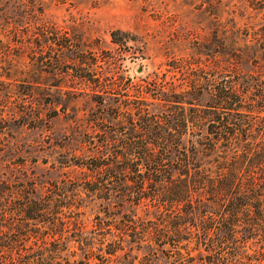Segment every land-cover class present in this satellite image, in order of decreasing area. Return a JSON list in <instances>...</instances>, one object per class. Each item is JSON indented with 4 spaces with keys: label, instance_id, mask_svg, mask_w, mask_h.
Masks as SVG:
<instances>
[{
    "label": "trees",
    "instance_id": "obj_1",
    "mask_svg": "<svg viewBox=\"0 0 264 264\" xmlns=\"http://www.w3.org/2000/svg\"><path fill=\"white\" fill-rule=\"evenodd\" d=\"M219 72L204 84L194 74L179 92L155 82L130 95L110 72L81 68L99 141L86 157H61L58 168L79 177L41 194L23 164H0L14 178L0 179V264H264V80ZM32 88L0 82V162L11 130L39 118ZM119 90L125 100L110 99Z\"/></svg>",
    "mask_w": 264,
    "mask_h": 264
},
{
    "label": "rangeland",
    "instance_id": "obj_2",
    "mask_svg": "<svg viewBox=\"0 0 264 264\" xmlns=\"http://www.w3.org/2000/svg\"><path fill=\"white\" fill-rule=\"evenodd\" d=\"M262 28L264 0H0V74L9 73L0 82L12 88L32 84L39 117L11 130L10 149L0 164H23L35 178L37 194L50 181L78 178L79 171L61 170L58 162L93 154L101 134L93 89L76 77L81 68L98 76L110 72L130 95L155 82L179 92L192 75L204 84L222 70L264 80L263 51L255 41ZM115 32L117 44L111 41ZM118 93L108 96L125 100L128 95ZM51 103L58 104L55 118ZM0 179L14 181L3 168ZM96 212L95 206L86 211V226Z\"/></svg>",
    "mask_w": 264,
    "mask_h": 264
}]
</instances>
